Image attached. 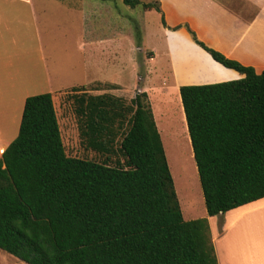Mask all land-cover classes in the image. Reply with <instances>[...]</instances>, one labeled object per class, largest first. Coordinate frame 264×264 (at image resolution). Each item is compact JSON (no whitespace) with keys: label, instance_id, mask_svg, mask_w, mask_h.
I'll use <instances>...</instances> for the list:
<instances>
[{"label":"trees","instance_id":"obj_1","mask_svg":"<svg viewBox=\"0 0 264 264\" xmlns=\"http://www.w3.org/2000/svg\"><path fill=\"white\" fill-rule=\"evenodd\" d=\"M191 33L215 61L244 74L178 90L212 216L264 197V69ZM71 92L80 141L105 158L68 155L51 93L28 95L0 157V249L27 264H217L204 239L207 218H183L146 91L127 104L108 93Z\"/></svg>","mask_w":264,"mask_h":264},{"label":"crops","instance_id":"obj_2","mask_svg":"<svg viewBox=\"0 0 264 264\" xmlns=\"http://www.w3.org/2000/svg\"><path fill=\"white\" fill-rule=\"evenodd\" d=\"M91 1L86 0L82 4L78 0H0V157L11 139L9 134L19 127L20 112L28 95L50 92L53 100L55 92L66 89L71 91L74 87L83 88L90 94L108 93L116 97L126 95L114 76L104 79L98 77L97 73L92 75L87 60L83 68L82 61L77 63L69 53V64L62 66L61 43L68 45L77 29L81 38L77 44H83L86 52H92V45L100 41L101 51L111 53L110 57L118 53L119 41L122 40L119 32L114 31L109 24L108 16L104 17L101 24L102 35H94L99 30L93 20ZM221 2L158 0L159 6L165 10L166 24L170 27L180 25L174 30L163 28L169 34L167 43L170 54L173 52L172 43L179 40V46L181 42L188 44L187 53L191 55L186 60L172 55L174 90L178 95L181 85L220 82L244 76L215 61L208 52L195 44L186 32L185 24L196 32L200 40L226 57L252 66L256 72L264 69V0L246 1L250 13L244 21L239 20L240 17L236 16L228 4ZM104 10L108 13V8ZM74 13L83 17L85 22L70 33L71 29H62L61 16L69 18ZM84 69L85 75L77 76ZM136 75V88L129 91V98L136 92L144 91L138 84L141 80L138 72ZM62 81L72 82L62 86ZM94 83H105L108 87L87 88ZM181 112L184 119L182 107ZM183 127L189 147L186 125ZM175 155L181 156V153L178 151ZM206 218L213 232L217 264H264V197L216 215L206 214ZM242 221H245L243 230L238 229ZM235 230L236 234L232 237L238 240H218L223 234L231 235Z\"/></svg>","mask_w":264,"mask_h":264},{"label":"rangeland","instance_id":"obj_3","mask_svg":"<svg viewBox=\"0 0 264 264\" xmlns=\"http://www.w3.org/2000/svg\"><path fill=\"white\" fill-rule=\"evenodd\" d=\"M68 1L72 2V0ZM78 1L83 4L86 0ZM141 1L154 2V4L158 3V0ZM246 1L247 0H230L229 2V0H222L221 3L228 4L231 10L236 13V16L238 15L240 17L239 20L244 21L246 18L248 19V15L250 13V7H248L249 5ZM91 2L93 7V20L95 22V27L99 30V32L94 35L98 37L102 35V32H100L101 24L104 17L108 16L110 20L109 24H111L114 28V31L119 32V37L122 40V42L119 41L118 53L115 54V57H110L111 53L106 54L104 53L105 51H101L100 41H98V43L95 42V44L92 45V52H86L83 44H77V41L81 39L77 28H79L80 23L85 22V19L79 16L78 13L70 14L69 18L62 15L61 20L63 30L71 29V33L74 28L77 29L76 31L74 30L75 32H73L68 45L66 43H61L60 53L62 56V66L69 64L70 53L77 63H81L82 61V64H84V66L82 65L83 68L86 67L87 60V66L91 69L92 75L97 73L96 75H98V77L104 79L114 76L115 81L122 85L123 91H126V95L119 96L125 104L129 103L130 100L129 91L136 88V73L138 72V76L141 79L140 82L138 81V84L148 95L152 114H154L155 124L158 126V132L160 134L164 153L172 175L174 189L180 204L183 218L185 220H190L206 217L205 205L194 158L191 157L188 161L190 170L187 176L185 175V171L187 172V169L185 168L183 158L175 155L178 151H181L179 148L180 133L177 128L182 126V129L184 130L183 126L186 124L182 117V105L179 100L180 97L178 92L174 90L175 76L172 72L174 71L172 55H177L178 59L183 58L185 60L191 58V55H189V57L187 53L188 44L181 42L179 46V40L176 41V43H172L173 52L171 55L168 50L167 43L169 34L163 28L166 27L170 30H174L179 28L180 25L170 27L166 24L165 19L164 23L161 22V15H163V18L165 17V10L162 6H159V10H157L155 8L144 9L140 5L130 7L123 3L122 0H92ZM88 7H90V4H88ZM105 8H108V13L104 10ZM116 17H118V19ZM184 28L192 41L193 38L191 32H193L196 38L200 40L192 28L188 27L186 24ZM95 32L96 30H94V33ZM105 32L106 31L103 33ZM75 41L76 43H74ZM77 45L79 46V49L77 48ZM184 63L186 65H190L189 62ZM89 74L90 71H88V75ZM82 75H85V69L83 72L81 71L78 73L77 76L81 77ZM84 79L85 78H78V80ZM71 82L62 81L61 85L67 86ZM107 87L108 84L105 83H94L87 88L101 89ZM71 96L72 92L70 89L55 92L53 96L54 107L65 151L71 156L95 161H103L105 158L103 154L85 147L80 141L77 116L74 111L75 105ZM20 113H22V110ZM17 132L18 128H16L12 134H9L11 137L10 141L16 136ZM186 143L188 144V139ZM189 152L193 156L191 147ZM225 216L227 218V215ZM244 225L245 221L240 222L238 229L243 230L245 227ZM234 233L236 234V230L231 233V235L230 233L223 234L218 240H238V238L232 237ZM242 236L244 237V232H242ZM212 238L213 232L210 225H208V228L205 229L204 239L208 244L212 245L214 249ZM0 264L27 263L0 249Z\"/></svg>","mask_w":264,"mask_h":264},{"label":"bare ground","instance_id":"obj_4","mask_svg":"<svg viewBox=\"0 0 264 264\" xmlns=\"http://www.w3.org/2000/svg\"><path fill=\"white\" fill-rule=\"evenodd\" d=\"M177 130L180 133V136H179V138H180L179 139V148L181 149V151H179L181 153V157L180 158H183V161L185 163V168L187 169V172L185 171V173H186L185 175H187L189 170H190V165H188V161L191 159V155H190V152H189L188 144L186 143L187 140H185V137H184V132H183L184 130L182 129V126L177 128ZM188 166H189V168H188Z\"/></svg>","mask_w":264,"mask_h":264}]
</instances>
